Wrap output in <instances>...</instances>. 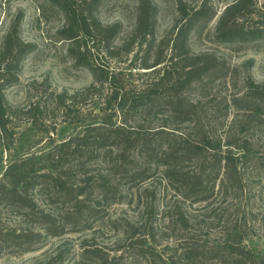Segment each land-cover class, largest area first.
<instances>
[{"label": "trees", "instance_id": "1", "mask_svg": "<svg viewBox=\"0 0 264 264\" xmlns=\"http://www.w3.org/2000/svg\"><path fill=\"white\" fill-rule=\"evenodd\" d=\"M102 1L46 0L63 16L57 39L67 42L74 66L88 68L92 75L93 83L80 91H57L48 78L33 80L25 84L24 103L10 105L5 92L19 82L22 63L35 45L20 34L22 14L1 37L0 147L12 144L21 122L47 134V146L40 156L14 158L0 177V254L31 251L46 235L91 229L111 205L131 203L135 195L145 200L140 205L144 222L135 226L122 218L110 220L114 229L128 235L126 246L118 245L121 252L109 256L84 240L79 253L84 263L118 264L127 253L157 264H253L252 250L236 232L237 219L226 241L210 245L196 234L187 235L201 221L191 219L184 209L207 204L216 194H241L240 169L247 163L264 172V154L252 148L253 134L264 126V82L248 81L244 90L229 96L194 99L192 91L205 88L224 69L214 54H194L189 47V34L205 5L190 14L178 5V21L163 37L166 40L157 42L156 6L153 0H136L132 32L117 42L122 26L100 20ZM257 4L258 0H234L225 6L217 38H264V25L245 24ZM260 8L264 10V0ZM82 104L91 106L89 117ZM232 108L236 113L229 119ZM157 114L162 123L146 127V120ZM60 123L74 124L76 130L56 140L52 136ZM182 124H187L186 130H181ZM217 127H225V133L218 134ZM153 179L166 195L172 193L163 207L164 228L181 233L167 255L147 242L158 229L150 218L156 189L143 186ZM3 207L29 226L3 222ZM140 228L146 232L142 236ZM62 254L37 264H62Z\"/></svg>", "mask_w": 264, "mask_h": 264}, {"label": "rangeland", "instance_id": "2", "mask_svg": "<svg viewBox=\"0 0 264 264\" xmlns=\"http://www.w3.org/2000/svg\"><path fill=\"white\" fill-rule=\"evenodd\" d=\"M234 0H153L156 6V40L163 38L175 25L180 17L179 6L186 14L205 5L203 14L189 34V47L192 53H211L218 58L220 66L205 88L193 90L192 98H201L202 101L214 97L229 96L244 90L246 82H264V38L250 41L222 42L217 38L216 27L219 16L225 6ZM258 0L253 14L245 21L246 25H264V10L260 8ZM136 0H103L98 8V17L104 24L120 23L122 32L117 39L121 42L132 32L135 21ZM212 13V16L207 18ZM20 34L22 38L35 45L32 53L24 59L19 73V82L5 92L10 105L19 106L24 103L25 84L33 80L48 78L53 89L76 92L93 83L88 68L76 67L66 52L67 42L57 39V30L63 24V16L59 10L51 6L46 0H0V40L12 22L20 15ZM137 47V46H136ZM127 56V61L131 58ZM114 62L112 61V65ZM124 65V64H121ZM88 104V103H87ZM84 111L89 117V109ZM236 110L230 109L229 119ZM162 115L157 114L146 120V127H154L162 123ZM228 119V120H229ZM172 126V125H171ZM187 124L180 125L186 130ZM223 128V129H222ZM217 127L218 134L225 133V127ZM76 130V125L60 123L53 138L62 140ZM14 139L8 148L0 147V177L5 167L16 157L36 153L38 156L47 146L45 133L37 130L28 122H21L14 130ZM248 132V131H246ZM249 133H251L249 131ZM249 133H243L249 134ZM252 148L264 154V126L256 129L252 136ZM94 169V164L92 165ZM243 177L241 194L223 197L216 194L207 204L186 206L187 215L201 221L191 226L187 235L196 234L198 240L208 244H221L228 238L229 229L236 223L243 244L254 254L253 264H264V172L248 164L240 169ZM144 187H155L156 197L153 201L152 215L155 231L154 239L148 238L159 253L167 255L172 252L180 236L174 227L164 228L163 207L172 200V193L166 195L162 184L158 180H150ZM144 199H136L133 195L131 203H115L108 209L107 216L95 222L91 229L79 232H68L60 236H44L35 248L27 252L2 253L0 264H37L55 253L63 252L62 264H88L80 257L82 242L86 240L92 247L100 248L109 256L117 255L121 250L117 246H126L128 235L122 229H114L110 225L112 219H126L135 226H140L146 216L140 206ZM207 207V208H206ZM1 218L9 226L25 228L29 226L17 217L13 211L3 207ZM207 213H204L206 212ZM238 216V217H237ZM145 232L139 229V236ZM146 233V232H145ZM186 234V233H184ZM138 235V234H137ZM146 235V234H145ZM144 236V235H143ZM125 250V249H124ZM118 264H157L151 260L138 258L127 253L122 254ZM220 264H229L221 262Z\"/></svg>", "mask_w": 264, "mask_h": 264}]
</instances>
